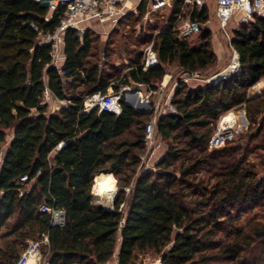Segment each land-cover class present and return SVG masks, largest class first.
Here are the masks:
<instances>
[{
  "label": "trees",
  "instance_id": "obj_1",
  "mask_svg": "<svg viewBox=\"0 0 264 264\" xmlns=\"http://www.w3.org/2000/svg\"><path fill=\"white\" fill-rule=\"evenodd\" d=\"M147 4L141 0L137 14L120 17L105 40L90 28L82 36L67 29L61 75L32 24L52 31L62 7L46 21L45 1L0 0V148L11 135L0 162V264H14L27 241L41 233L48 236V246H41L44 264H137L139 254L159 256L160 264H264V218H257L264 204L247 227L219 218L225 203L248 191L264 194V152L262 165L253 162L240 173L238 161L229 167L217 155L233 142L208 148L215 124L229 111L243 109L255 126L246 145L263 134L264 92L249 91L264 81V12L231 30L236 71L194 88L178 80L175 112L157 115L154 128L164 151L143 169L145 123L152 115V108L144 111L145 98L126 95L143 109L137 110L122 94L118 115L96 107L84 112V99L121 84L156 90L172 69L177 79L218 67L207 2L198 8L171 0L152 24L141 20ZM179 13L198 21V47L172 30ZM150 42L158 62L143 70L142 47ZM45 86L60 101L52 112L43 102ZM208 165L213 182L199 176ZM23 175L27 180L20 182ZM99 181L117 188L113 209L94 202L92 187ZM42 204L63 209L65 224L50 226Z\"/></svg>",
  "mask_w": 264,
  "mask_h": 264
},
{
  "label": "built area",
  "instance_id": "obj_2",
  "mask_svg": "<svg viewBox=\"0 0 264 264\" xmlns=\"http://www.w3.org/2000/svg\"><path fill=\"white\" fill-rule=\"evenodd\" d=\"M37 2L45 1L49 4V12L45 16L47 21L50 14L55 10L62 7V15L59 24L52 30L45 32L40 29L37 25L32 24V27L37 33V39L39 44H49L50 45V65L54 67L61 75L64 74L62 69L64 62L63 45L65 39V32L67 29H75L79 36H82L83 32L87 28L95 29L92 26H85L83 22L95 20L103 25H108L113 27L117 20L129 12H136V7L141 0H35ZM183 5L191 4L198 8L203 6L207 0H182ZM171 0H148L147 12H152L165 6H170ZM264 12V0H215V17L218 21L219 28L227 36V41L230 46V38L226 31V26L229 22L234 21L237 26L241 22L248 21L253 15H262ZM145 19L146 16L144 15ZM209 21V20H208ZM207 21V22H208ZM172 30L176 33L178 38H188L196 34L199 30V23L195 19L189 17L181 16V13L176 17ZM231 47V46H230ZM233 51V56L230 62L219 72L214 73L211 76H218L219 79L225 78L230 73H233L238 69V54L231 47ZM234 61V62H233ZM158 62L156 52L153 50L152 42L145 45L143 49V70H146L149 66L154 65ZM233 62V63H232ZM232 64V65H231ZM210 76V77H211ZM192 77H198L194 75ZM206 77V82L210 81ZM186 80L187 77L182 78ZM141 85V83H137ZM127 90H130L128 85L121 84L118 90L102 93L97 91L91 95H88L83 101V111L88 112L92 108L96 107L97 111L106 110L111 113L118 115L121 112L120 97ZM161 94H159V99L152 106V115L150 119L145 123L144 130V142L146 145V151L140 156V160H144L146 152L148 150H153L155 146L154 128L156 123L157 115L161 111L166 110L170 112H175L173 105L171 104V97L167 96V100L162 103L160 101ZM51 99L53 100V95L47 86L43 90V102H47ZM52 106L51 110L53 111ZM51 111V112H52ZM239 111V112H238ZM234 112H238L236 115ZM231 116V117H230ZM239 117V121H237ZM247 119L245 117V111L243 109L229 111L228 113L222 115L217 123L215 124L214 130L208 140V148H219L227 143L234 142L239 136L242 129L247 126ZM62 144L59 143L57 147ZM1 155V154H0ZM142 165V163H140ZM140 167V166H139ZM27 180V175H23L19 178L20 182ZM116 188V187H115ZM117 190V188H116ZM116 190L110 193V205H106L109 209H113L112 200L116 193ZM124 191H128V187L124 188ZM93 194V193H92ZM93 196H97L94 195ZM99 197V196H97ZM100 198V197H99ZM100 205L102 201L100 200ZM97 203V204H98ZM105 206V205H104ZM122 204H120L121 208ZM40 212L47 213L49 215V225L50 226H63L65 224V213L64 210L58 207H54L47 204H42L39 207ZM42 245L48 246V236L46 233H41L39 239H30L27 241L23 250L21 251L19 257L14 264H25L29 258H32L34 264H44L43 263V252L41 249ZM160 264V259L157 261ZM104 264V263H101ZM116 264V263H115ZM139 264V263H137Z\"/></svg>",
  "mask_w": 264,
  "mask_h": 264
},
{
  "label": "rangeland",
  "instance_id": "obj_3",
  "mask_svg": "<svg viewBox=\"0 0 264 264\" xmlns=\"http://www.w3.org/2000/svg\"><path fill=\"white\" fill-rule=\"evenodd\" d=\"M206 2L208 4L209 11L211 12V16L209 17V21L206 23V25L211 30L212 48L214 50H217L218 48L220 49V52L218 51L219 55H217V62H226V65H227L228 62H230L232 59L233 51L228 44L227 36L224 33H222V31L220 30L218 21L215 17V13H214L215 12V0H207ZM147 7H148V4H147ZM167 8H168V6H165V7H162L160 9H157V10L152 11V12H147L148 8H146V12L143 14V16L145 15L146 18L144 19L142 16V19H141L142 22L152 24L153 22H155V20L161 19L162 16L164 15V12L167 11ZM131 13L137 14V9H136V12H131ZM116 24H117V22H116ZM116 24L113 27H115ZM94 25L95 26H93V27H96L95 22H94ZM236 27L237 26L235 24H233L232 21L229 22L228 25L226 26L225 29L227 31L229 38H231L232 28H236ZM98 30L101 31V28H98ZM101 37L103 40V38H104L103 35H101ZM189 41H190V45L192 47H198L199 40H198L197 34H194L193 36H191L189 38ZM144 47L145 46L142 47V50L144 49ZM114 58H115V56H114ZM115 63L119 64V62H115ZM220 70H218L216 72L208 71L204 75H199L198 76L199 79H190L189 83L187 85H189L191 87L200 86L202 83L206 82L205 81L206 77H210L211 75L219 72ZM172 72H173V69L171 70V73ZM175 76H176V74H173V76H171V80L166 86L167 88L172 85L174 80H176ZM157 89H158V87H157ZM259 89L261 90V86H255L252 90L256 92ZM135 91H137L136 88H134L133 90H129L128 92L132 93L134 96H139V97L142 96V95H140V93L138 91L137 92H135ZM263 92L264 91H262L261 93H263ZM129 93H127V94H129ZM261 93H259V94H261ZM47 103H48V111L51 112L52 111L51 108L53 105V103L51 102V99H49L47 101ZM238 112H234V113L236 115H239ZM237 119H238L237 121L240 120L239 117H237ZM254 129H255V126H250V124L247 123V126L242 129L241 133L238 136L240 138L238 140L236 138L235 141L231 144V146H233V145H236V146H234L232 149L220 151L217 154L220 156L221 159H225L226 162L231 163L229 165V167H231L232 164H234V162L238 161L237 162V164H238L237 171L240 173H244L245 169H252L253 168V165H252L253 162H256V163H259L262 165V163H261L262 158L259 156V152H264V141L262 140V139H264V130H263V134L261 136L255 137L253 141H251L248 145H246L247 135H248V133L255 132ZM10 137H11V135L9 134L7 136L6 142L0 148V154H1L0 155V162H1V158H2V152L8 146V142H9ZM154 142H155L154 149L148 150L146 152V156H145L144 160H142V161L140 160V162L142 163L141 168H143V169L144 168H152L153 167V161L152 160H155L156 156H158V154L162 151L163 144H162V146L160 145L161 144L160 140L158 141L157 139H155ZM145 151H146V149H145ZM209 168L210 167L208 165L204 169H202L199 173V176H201V177L211 176L210 179L213 182L215 180V177L213 174L214 171H212V174L208 173ZM250 175H247V178H245V180L249 179ZM93 200L96 204L98 202H100V200H101L102 204H104L105 206L107 205L104 202V200H102L101 198H99L97 196H93ZM263 204H264V194H261L260 189H259V192L258 191L257 192L248 191L247 196H243V197H240L236 200L225 203L222 207L223 212L219 216V218H224L227 220L228 223L235 224L239 227H247V226H249V222H248L249 217L255 211L261 210L263 207ZM98 205H100V203H98ZM257 218L263 219L264 215L258 214ZM159 259H160L159 256H155L152 254H139L138 259H137V263H139V264H158L157 261Z\"/></svg>",
  "mask_w": 264,
  "mask_h": 264
},
{
  "label": "crops",
  "instance_id": "obj_4",
  "mask_svg": "<svg viewBox=\"0 0 264 264\" xmlns=\"http://www.w3.org/2000/svg\"><path fill=\"white\" fill-rule=\"evenodd\" d=\"M232 21V20H231ZM94 22H95V24H96V27H93V26H95L94 25ZM233 22V24H234V21H232ZM83 25H85V26H92L93 28H95L94 29V31H96V32H98L100 35H103V40H105V38H106V36H107V34L109 33V31H110V29L112 28V27H110V26H108L107 24L106 25H103V24H100L99 22H97V21H95V20H90V21H86V22H83ZM98 28H101V31H99L98 30ZM91 29V28H90ZM93 30V29H92ZM193 36V35H192ZM191 37V36H190ZM189 37V38H190ZM101 39H102V37H101ZM215 51V53L217 54V55H219V52H220V49L218 48L217 50H214ZM219 51V52H218ZM226 65V62H218V67H217V69H215V71L214 72H216V71H218V70H222V68L224 67ZM171 76H172V73H171V71H168L167 73H165L164 74V76H163V78H162V81L159 83V85H158V89L157 90H146V88H145V85H143V84H141V85H137V83H135V87L133 86V85H128L129 87H130V90H133L134 88H136L137 89V91L140 93V95H142V97H144L145 98V100H146V102L148 103V108H146V109H144V111L146 110H149L150 108H152V106H153V104L156 102V101H158V99H159V94H161V99H160V101L162 102V103H164L166 100H167V96L168 97H171L172 98V95H173V92H174V90H175V88H176V84H177V82H178V80H181V81H183V82H185L186 84H188L189 83V80L190 79H199V77H187V76H181V77H179V78H177L176 80H174L173 81V83H172V85L170 86V87H166L167 86V84L170 82V80H171ZM184 77H187V79L186 80H183L182 78H184ZM134 84V83H133ZM204 83H202L201 85H203ZM189 86V85H188ZM255 86H261V90L259 89V90H257L256 92L255 91H253L252 89L255 87ZM189 87H191V86H189ZM167 88V89H166ZM191 88H194V87H191ZM129 90H127L124 94V100H126V95H127V93H129L128 92ZM137 91H135V92H137ZM262 91H264V81H259L257 84H255L251 89H250V91H249V95L250 96H254V95H258L259 93H261ZM149 99V100H148ZM58 102H60L59 100H57L55 97H53V100H52V103H53V107H54V109L56 108V106H57V104H58ZM129 104H131V103H129ZM131 106H133L132 104H131ZM134 107V106H133ZM135 108V107H134ZM135 109H137V108H135ZM137 110H143V109H137ZM164 112H166V110H163V111H161L160 112V114H162V113H164ZM170 112V111H169ZM160 139H158V141H159ZM161 146H162V143L160 144ZM163 148H162V151L158 154V156H156V158H155V160H152L153 161V164H154V162L161 156V154L163 153V151H164V146H162Z\"/></svg>",
  "mask_w": 264,
  "mask_h": 264
},
{
  "label": "bare ground",
  "instance_id": "obj_5",
  "mask_svg": "<svg viewBox=\"0 0 264 264\" xmlns=\"http://www.w3.org/2000/svg\"><path fill=\"white\" fill-rule=\"evenodd\" d=\"M165 2H166V0H165ZM115 190H116V188L114 186H111V185H109L105 182H101V181L96 182L92 187V193L94 195L99 196L108 205H110V201H109L110 200V193L114 192ZM25 264H34V261L32 258H29Z\"/></svg>",
  "mask_w": 264,
  "mask_h": 264
},
{
  "label": "water",
  "instance_id": "obj_6",
  "mask_svg": "<svg viewBox=\"0 0 264 264\" xmlns=\"http://www.w3.org/2000/svg\"><path fill=\"white\" fill-rule=\"evenodd\" d=\"M194 75H197V76H199V74L198 73H193V72H187L186 73V76L187 77H192V76H194ZM217 79H219V77L218 76H211L210 78H209V80L210 81H215V80H217ZM124 102L125 103H127V104H129V102H127L126 100H124ZM131 105V104H130ZM102 208H104V209H109V207H107V206H104V205H100ZM122 233V229L120 230V234Z\"/></svg>",
  "mask_w": 264,
  "mask_h": 264
}]
</instances>
